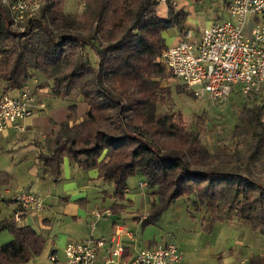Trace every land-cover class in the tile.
<instances>
[{
    "label": "trees",
    "instance_id": "trees-1",
    "mask_svg": "<svg viewBox=\"0 0 264 264\" xmlns=\"http://www.w3.org/2000/svg\"><path fill=\"white\" fill-rule=\"evenodd\" d=\"M45 2L23 33L12 28L9 9L0 5V82L5 85L0 90L19 91L33 71H41L54 80L56 95L67 97L74 89L82 93L90 107L87 117L65 125L53 151L41 155L53 173L60 174L68 156L84 171L98 170L100 180L114 185L113 197L119 200L125 199L129 178L141 173L157 199L143 226L186 196L194 198L197 210L210 212L213 221L237 218L264 233V183L250 168L208 165L210 153L198 132L177 123L172 112H160L169 98L160 82L169 74L162 61L168 47L164 33L175 27L184 32L186 13L176 11L171 0H165L168 18L159 15L160 0H84L82 20L65 12V0ZM77 50L81 54L73 58ZM117 87L137 95L125 103ZM110 111L132 112L143 123L115 133L98 129L96 123ZM234 136L246 146L244 154L234 151L236 159L264 157V98L244 105ZM20 210L17 206L14 213ZM14 213L0 222V232L14 237L0 247V264L28 263L45 247L31 226L14 222ZM249 264H264V256Z\"/></svg>",
    "mask_w": 264,
    "mask_h": 264
},
{
    "label": "rangeland",
    "instance_id": "rangeland-1",
    "mask_svg": "<svg viewBox=\"0 0 264 264\" xmlns=\"http://www.w3.org/2000/svg\"><path fill=\"white\" fill-rule=\"evenodd\" d=\"M171 1L176 11L183 10L186 13L184 29L192 32L191 41L197 40L201 36L202 29L211 22L227 18L223 10L225 0ZM85 8L84 0H65V12L76 15L82 20ZM158 12L163 18L170 16L168 6L163 0H160ZM12 28L21 32V25L14 23ZM83 31L87 32L85 29ZM184 32L176 27L166 31L164 36L169 46L176 45L182 39L186 40ZM75 53L73 58L78 57L81 51L77 50ZM90 54L94 57L91 52ZM70 69L66 71L69 72ZM167 72L169 73L167 77L160 82L169 93V98L160 104V112H172L177 123L187 130L194 129L198 132L202 143L207 146L210 153L207 157L208 165L238 166L244 172L250 168L255 179L264 183V157L252 161L245 156L236 159L232 155L236 149L242 154L245 153L244 140L237 142L234 136L236 126L244 105H256L264 98L262 90L248 98L236 93L225 101L216 102L209 95L203 98L195 96L184 88L182 82L169 69ZM32 73V78L26 84L37 99L36 110L39 116L24 122L28 128L25 133L14 129H10L7 134L0 133V197L2 199L0 218L13 214L16 203L12 200L17 190L40 195L45 203L44 211L48 212L45 216L54 218L59 213L60 197L64 196L63 192L72 183L87 187L88 210L107 209L119 204L124 206L127 220L130 222H133L134 218L140 220L148 216L157 199L148 187H140L141 182H146L141 173L129 178L128 187L131 192L126 193L124 200H119L113 197L115 191L113 184L90 180L89 173L95 170L80 169L68 156L64 158L70 164L68 172L64 163L61 165L60 176L44 172L46 164L41 155L51 153L64 126H73L82 122L87 117L90 107L79 90L74 89L67 97H61L53 91L54 80L41 71ZM3 86L4 83L0 82L1 89ZM123 91L121 87L115 90L120 97H123L125 103H129V97L134 98L137 95L133 89ZM10 93L17 95L18 90ZM133 115L132 112L117 115L114 111H110L96 123V127L113 133L118 132L122 126L140 127L143 122L137 116L132 118ZM29 122L32 124H28ZM161 141L167 146L173 145V142L170 143L164 138ZM49 209L52 211H48ZM104 219L106 218L102 220ZM31 220L39 229L42 227L39 218ZM99 222L93 219L90 224L96 223L98 226ZM22 224H30V222L25 220ZM85 225L91 231L90 225L88 223ZM56 229L69 235L72 232L81 234L85 227L82 224L61 226L58 223ZM134 229L140 239L144 236L155 242L177 243L184 254V259L189 257L190 264H219L222 258H229L232 264H249L253 257L264 256V233L253 230L237 218L228 222L213 221L210 212L197 210L194 198L189 199L186 196L177 199L159 215L155 222L145 226L141 223L139 226L135 225ZM42 232L46 240L42 253L25 264H65V248L71 242L58 247L54 254L57 262H54L51 254L53 247H57L56 244L53 246L56 233L47 230ZM2 233L12 235L8 231L0 232Z\"/></svg>",
    "mask_w": 264,
    "mask_h": 264
},
{
    "label": "built area",
    "instance_id": "built-area-1",
    "mask_svg": "<svg viewBox=\"0 0 264 264\" xmlns=\"http://www.w3.org/2000/svg\"><path fill=\"white\" fill-rule=\"evenodd\" d=\"M45 3V0H0V5L9 9L13 23L21 25L22 33L38 17ZM251 16L258 20L248 34L246 27ZM185 37L186 40L163 51L162 61L187 91L199 98L209 95L213 101L222 102L236 90L248 98L263 89L264 0H233L228 5L227 19L202 29L197 40H190L191 31ZM37 106L27 84L17 95L0 90V133L10 129L26 132L24 122L34 116ZM140 187H147V183L141 182ZM13 200L21 209L14 213L16 224H21L24 216L45 208L43 198L28 191L18 192ZM93 214L100 220L112 211L95 210ZM92 227L95 229V224ZM123 234L134 238L133 232L121 227L111 240L91 238L69 243L65 248V264H181L184 260L181 248L174 242L142 249L130 257L120 240ZM51 259L57 262L55 255Z\"/></svg>",
    "mask_w": 264,
    "mask_h": 264
},
{
    "label": "crops",
    "instance_id": "crops-1",
    "mask_svg": "<svg viewBox=\"0 0 264 264\" xmlns=\"http://www.w3.org/2000/svg\"><path fill=\"white\" fill-rule=\"evenodd\" d=\"M232 1L233 0H225V2H224L225 8L223 10H224V15L227 18H228V14H227L228 13V5ZM257 20H258V18L255 16L249 17L248 22H247V27H246V32L248 34L251 33V31H252L255 23L257 22ZM211 23H213V22H211ZM166 43L169 46L167 39H166ZM11 91H13V90H11ZM262 92L264 94V87L262 89ZM236 93L239 94L238 91H234L233 94H236ZM37 113L38 112L36 110L35 114L33 116L34 119H36V117L39 116V114L37 115ZM33 117H31V118H33ZM31 118H29L27 120H30ZM30 122L28 124H32ZM27 130H28V128H27ZM7 133H8V131L6 132V134ZM23 133H25V132H23ZM63 161H64L63 165L67 166V172H68V170H70L69 161L68 160H63ZM45 164L46 165H44V172L45 173H50V172L53 173L52 167L47 163H45ZM60 173H61V171H60ZM89 174L91 176L89 178L90 180H97V181L100 180L98 170L92 171ZM58 176H60V174ZM100 181H102V180H100ZM102 182H104V181H102ZM98 185H100V183H98ZM66 189L67 190H65L63 192L64 196L60 197L61 204L59 205V213H58V215H55L54 218H49V217L45 216L48 212H47V210L44 211L45 210L44 209L40 213L24 216L23 220H22L23 223L25 220L30 222V224H25V226H31L43 238H44V234H43L42 230H47V231H51V232L56 233L55 238H54L55 240L53 241V246L56 244L57 247H53L51 256L57 252V249L59 246L63 247L68 242L72 243L73 240H75V242L87 241L91 238H95V239L104 238L105 240H111L115 237L116 231L121 227H125L126 229H128L134 233V238H131L126 234H123L120 236V240H121L123 246L125 247L126 254L130 257L136 255L142 249L151 248V247H155V246L164 244L162 242H155L153 240H149V239L145 238L144 236L142 237V239H140L137 236V234L135 233L136 230L134 229V226L135 225L139 226L142 223V220L144 218H142L140 220L139 219L137 220L136 218H134L133 222L128 221L127 216L125 214L126 210H125L123 205H120L119 207H116L114 205L113 207L107 208V209L112 211V214L110 216L105 215L103 218H106V219H104V220H102L103 218L100 220H97L96 217L94 216L93 212L95 210L105 211L107 209H105V208L104 209L93 208L91 210L87 209L86 206H87L88 199H89V196L87 195V192H86L87 187H80L77 183H72ZM20 191L21 190H17L16 194ZM130 192L131 191L128 187L127 194H130ZM0 200L2 203L1 197H0ZM1 203H0V212H1ZM14 207L15 208L13 209V213H14V211L17 210V206L14 205ZM48 211H52V210L49 209ZM11 216H12V214L6 218H3V219L0 218V222L5 220V219L10 218ZM36 217L39 218L41 221L42 227L40 229L35 224L32 223L33 221L31 219H34ZM107 217H111V218L108 219ZM90 219H92L91 221H93V219L100 221L99 225L97 226L96 223L90 224V222H91ZM58 223H60L61 226L66 225V224H68V225H70V224H73V225L82 224L83 227H85V230L81 234H77L76 232H72L71 234L68 235L66 232L64 233V232L58 231L56 229ZM86 223H88L90 225L91 231L85 225ZM93 224H95V226H97V228L93 229V227H92ZM22 225H24V224H22ZM78 235H79V237H78ZM13 240H14V237L12 235H10L9 233L0 234V247L5 245V244L12 242ZM45 242H46V240H45ZM181 264H190L189 257L187 259L185 258ZM219 264H232V261L229 260V258H222L220 260Z\"/></svg>",
    "mask_w": 264,
    "mask_h": 264
}]
</instances>
